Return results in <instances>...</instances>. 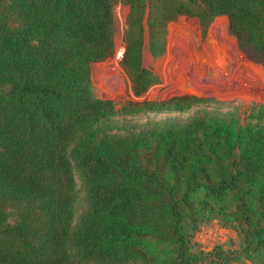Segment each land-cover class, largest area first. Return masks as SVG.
<instances>
[{
    "label": "trees",
    "instance_id": "obj_1",
    "mask_svg": "<svg viewBox=\"0 0 264 264\" xmlns=\"http://www.w3.org/2000/svg\"><path fill=\"white\" fill-rule=\"evenodd\" d=\"M117 0H0V264H264V105L187 121L190 96L116 108L93 93L92 65L114 54ZM122 67L135 97L158 83L143 66L180 16L203 32L218 16L264 65V0H123ZM233 228L239 249L197 250L202 223Z\"/></svg>",
    "mask_w": 264,
    "mask_h": 264
},
{
    "label": "rangeland",
    "instance_id": "obj_2",
    "mask_svg": "<svg viewBox=\"0 0 264 264\" xmlns=\"http://www.w3.org/2000/svg\"><path fill=\"white\" fill-rule=\"evenodd\" d=\"M130 9L117 0L114 13V54L92 65L93 93L100 99L112 100L116 108L144 101H166L190 96L199 99L193 107L180 112L142 111L119 115L118 119L145 124L178 120L185 122L196 112H237L245 124L254 105H264V65L246 58L229 32L228 18L218 16L203 32L197 18L180 16L168 22L162 34V53L149 50V32L145 23L143 66L158 78L142 97H135L131 82L122 67L126 47L127 20ZM240 237L233 228H222L218 220L204 222L195 234L197 250L210 251L217 245L237 250ZM250 264L249 262H242Z\"/></svg>",
    "mask_w": 264,
    "mask_h": 264
}]
</instances>
